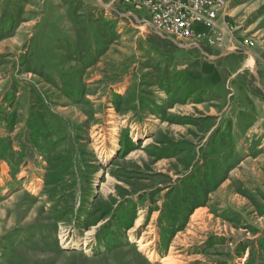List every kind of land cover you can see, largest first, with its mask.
Returning a JSON list of instances; mask_svg holds the SVG:
<instances>
[{
	"label": "rangeland",
	"instance_id": "rangeland-1",
	"mask_svg": "<svg viewBox=\"0 0 264 264\" xmlns=\"http://www.w3.org/2000/svg\"><path fill=\"white\" fill-rule=\"evenodd\" d=\"M242 3L252 11L232 24L254 48L236 45L216 61L203 53L215 49L157 35L145 7L0 0V135L21 152L24 129L42 127L35 116L63 121L39 130L36 152L19 166L0 153V264L247 263L264 241V157L236 165L233 111L222 139L210 133L243 87L264 94L260 73L240 72L243 53L264 44V0ZM215 69L212 102L186 105L195 86L207 92L216 81ZM12 115L14 129L5 123ZM174 212L178 231L161 251L160 225Z\"/></svg>",
	"mask_w": 264,
	"mask_h": 264
},
{
	"label": "crops",
	"instance_id": "crops-1",
	"mask_svg": "<svg viewBox=\"0 0 264 264\" xmlns=\"http://www.w3.org/2000/svg\"><path fill=\"white\" fill-rule=\"evenodd\" d=\"M244 0H236V5L233 7V0H229V6H228V21L232 24V22L234 21V18L236 16H238L239 14H242L243 11V15L241 16L240 20H243L245 18H247V12H251L252 9L251 8H247L245 10H242L245 5L244 3H242ZM240 3V4H237ZM233 7L232 9L230 7ZM246 13V14H244ZM149 24V26L154 30L153 25L151 24V21L149 19V21L147 22ZM233 25V24H232ZM239 30L235 33V36L239 38V39H243L244 37H247V29L242 30L240 27H237ZM241 29V30H240ZM155 31V30H154ZM249 31V29H248ZM156 33V31H155ZM254 36H257L260 32H254ZM157 34V33H156ZM158 35V34H157ZM160 36V35H159ZM168 38V37H167ZM170 39V38H169ZM172 40V38H171ZM173 41V40H172ZM175 42V41H174ZM177 44V42H175ZM183 45H187V44H183ZM189 46V45H187ZM259 46V44L257 45ZM240 47V46H239ZM192 49H197V50H202L199 49L198 47H191ZM254 48V47H251ZM214 49V48H212ZM240 49L243 50L242 47H240ZM239 49V50H240ZM233 50V45L232 43L229 41H227V43L225 44L224 47H222L221 49H215L214 52H216L217 54H214L211 56V54L209 55L208 52H204V55L207 58H213L216 61L219 60H223L224 58H230L234 55H232L234 51ZM261 50V51H260ZM246 53L249 55V58L246 60L247 62L249 61V59H253L254 60V65L253 66H249L247 65V63H245L244 67L240 70V72H243V70L250 68L251 72H253L254 74V70H256L258 73H260V82H262V86L260 85V83L258 84L259 88H261L263 90L264 93V44L260 45V47L258 48V50H253L250 49V52L247 51L245 53H243V55H246ZM241 54V53H238ZM237 54V56H238ZM239 57V56H238ZM239 58H242L241 56ZM213 61V60H212ZM238 71V70H237ZM219 71H217L215 69V77L214 79H216V81L214 82L213 79H211L209 82L207 81V92H205L206 90H203V92L201 91V89L199 87L195 86V89L193 90L192 93H189L187 101H186V105H194V106H198V107H202L201 104H204L207 102V105L210 104L212 102V93H213V87L214 85H216L218 83L219 80H217L219 78ZM233 76H237V74L235 75V73L233 72L232 74H230L229 78L231 79V81H233V79L235 77ZM216 83V84H215ZM244 87H243V92L242 95L240 97V102H237L235 106L231 105V104H227L224 109H222L221 111L222 114L219 116V120L220 123L219 125L215 124L212 126V130H211V135L214 133H219V137L222 139V134H224V129H228V125L230 123H227L228 120L231 117V112L233 111V116H234V120L232 121V130L237 134V136L240 135L241 139H239V142L237 143V151L239 153H241L242 155L239 156V159L236 162L237 166H241L244 164V162L249 161V159L253 160V161H257L260 159H263L264 157V94L261 95L259 93H252L251 95L248 94H244ZM199 93H201L199 95ZM207 94V96L205 94ZM247 93V92H246ZM177 96L180 98V94H177ZM207 97V100L203 101V97ZM202 97V100H200ZM203 101V102H202ZM180 105H185V103L183 102V104H181V102H174L173 104V108L172 109H176L179 108ZM210 110L213 112H216L215 108L213 106H210ZM210 111V113H211ZM212 114V113H211ZM232 116V119H233ZM192 119H190L191 121ZM218 126V127H217ZM212 136H210L211 138ZM236 141L238 140V137H236ZM213 143L207 144V151H211L212 147H213Z\"/></svg>",
	"mask_w": 264,
	"mask_h": 264
},
{
	"label": "built area",
	"instance_id": "built-area-1",
	"mask_svg": "<svg viewBox=\"0 0 264 264\" xmlns=\"http://www.w3.org/2000/svg\"><path fill=\"white\" fill-rule=\"evenodd\" d=\"M145 7L156 33L190 47L221 49L230 40L233 47L251 48L255 40L235 36L228 21L229 0H117Z\"/></svg>",
	"mask_w": 264,
	"mask_h": 264
},
{
	"label": "trees",
	"instance_id": "trees-1",
	"mask_svg": "<svg viewBox=\"0 0 264 264\" xmlns=\"http://www.w3.org/2000/svg\"><path fill=\"white\" fill-rule=\"evenodd\" d=\"M160 37L167 38V37H163V36H160ZM168 40H171V39L168 38ZM172 42H174V41H172ZM174 44H176V43L174 42ZM9 99L10 100H8V101H12L11 98H9ZM47 116H48L47 118L43 117L41 115H38L37 117L35 116L37 123H40V122L42 123L41 128L46 129V127H47L48 129H50V127L46 126V124H52V121H54V123H56L57 126H59V127L61 126L63 121L60 118L59 119L54 118V117H52L51 114H47ZM32 119H34V117H32ZM14 121H15L14 115H12L11 117L7 116V121L5 123L7 124L8 127L12 128L14 126ZM27 122H32V120L27 121ZM30 124L31 123H28V126H30ZM16 126L17 125H15V127ZM14 128H12V129H14ZM41 128L38 129V127L35 128V125H31L32 133H31L30 129H28V130L26 128L24 129V131H23L24 139H22L23 144H22V147H20V149H19V150H21V152L18 150H14L11 139H9V138L6 139V137H2L0 135V153H1V155L4 158L8 159L7 161L10 162V164L13 166L15 165L13 163V159L15 160V162L18 161L17 165L19 166L20 160H22L21 162L26 161L28 158L32 157L34 155V153L36 152V148L38 146V145H36L37 144L36 135L39 133L38 135L41 137L42 133H41V131H39V130H41ZM59 129H60V131L58 132V135L61 133V128H59ZM41 139L42 138H40V140ZM54 141H56V140H54ZM10 156L12 157V159L9 158ZM187 202H189L187 200V197H186V199L184 197L183 201L180 202V205H178V203H176V204L179 206V208L181 209L182 212H186V209L188 207V205H186ZM65 211H67V210H65ZM64 212H63V214H64ZM185 214H187V213H185ZM174 218H175V212L172 214L171 217H169L167 219L170 222L169 225H165V226L163 224L160 225V226H162V232L167 231V235L163 236V239L160 242V250L161 251H163L164 249L166 250L168 248L170 238L173 236L172 233L178 231V228L175 229V231L173 230L174 222H175ZM134 219H136V218H133V220ZM162 219H163V217H161V220ZM147 261L150 262L149 260H147ZM246 264H264V241L260 242V245L258 248L254 247L253 251L251 250V254H250L249 259H248Z\"/></svg>",
	"mask_w": 264,
	"mask_h": 264
},
{
	"label": "bare ground",
	"instance_id": "bare-ground-1",
	"mask_svg": "<svg viewBox=\"0 0 264 264\" xmlns=\"http://www.w3.org/2000/svg\"><path fill=\"white\" fill-rule=\"evenodd\" d=\"M249 65H253V60H249ZM142 223V219L138 218V220L136 221L135 225L139 226ZM142 248H147L149 246V242L143 240L142 238L137 239L136 241ZM152 254V253H151ZM154 255V254H153ZM152 255V256H153ZM162 263L163 264H177L176 262H174L172 260L171 257H166V258H162Z\"/></svg>",
	"mask_w": 264,
	"mask_h": 264
}]
</instances>
